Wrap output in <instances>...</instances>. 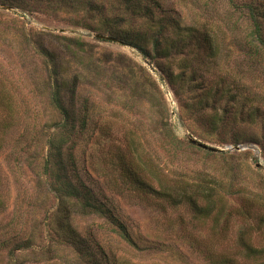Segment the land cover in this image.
<instances>
[{"label":"rangeland","instance_id":"1","mask_svg":"<svg viewBox=\"0 0 264 264\" xmlns=\"http://www.w3.org/2000/svg\"><path fill=\"white\" fill-rule=\"evenodd\" d=\"M251 1L256 2L235 3ZM143 2L157 18L170 16L183 27L197 22L222 30L221 49L208 73L201 65L207 60L203 48L190 50V64L209 81L203 87L219 82L236 97V104H223L221 110L238 114L257 108L259 117L250 121L238 115L236 121L212 127L207 114L213 101L203 106L207 114H202L196 102L200 93L169 82L168 73L181 71L180 57L159 58L150 43L145 47L148 54L123 43L101 27L96 11L79 0H0V264H211L208 253L243 256L240 238L264 249L257 228L264 208L251 210L250 219L235 213L244 209L245 194L225 195L219 221L213 216L200 220L189 205L172 207L121 176L118 161L130 160L127 143L136 139L145 164L144 180L151 167L167 181L193 183L199 172L212 178L234 163L245 168L238 182L247 189L258 190L256 174L264 178V55L258 58L244 44L243 24L233 32L225 28V15L231 12L228 0H212L207 8L197 0ZM263 2L257 0L259 8ZM105 5L111 10L116 3ZM146 25L144 19L128 15L117 22L118 30L135 35L148 33ZM40 44L55 53L65 71L63 79L79 76L74 102L76 113L85 112V129L72 136L74 143L64 150L73 180L117 217L132 244L96 216L71 215L68 223L86 243L83 258L67 229L57 222L61 205L50 181L40 178L41 168L33 171L35 164L29 167L25 161L38 159L42 166L48 140L61 121L44 89L49 61L39 56ZM167 127L185 145V155H167L162 141ZM191 140L236 157L207 158L203 151H210ZM153 187L159 190L156 182ZM226 215L228 223L223 221Z\"/></svg>","mask_w":264,"mask_h":264},{"label":"trees","instance_id":"2","mask_svg":"<svg viewBox=\"0 0 264 264\" xmlns=\"http://www.w3.org/2000/svg\"><path fill=\"white\" fill-rule=\"evenodd\" d=\"M79 1L86 4L89 7V11H96L100 15L101 27L108 29L109 33L118 37L123 43L131 44L145 54H148L145 49L146 44L150 43L151 50L159 58L177 60L180 57L181 71L177 75H174L173 72L168 73L169 82L174 85L175 81H178L180 88L186 87L195 94L197 93V95L200 93L196 102L197 107H201L198 111H201L202 114H207L203 106H206L210 100L213 101L211 113L207 114L209 117L208 122L212 127H216L225 120L233 119L236 121V116L238 115L250 121H255L259 117L260 114L257 108L248 113L238 114L221 110L223 104L225 107L228 106V103L236 104V97L228 94L219 82L208 83L206 87H203V84L208 80L203 76H198V70L194 69V65L190 64V50L203 48L206 51L207 60L201 65L205 66V74L211 69L209 66L214 64L222 42V39L218 37L219 31L222 30L217 26H215L217 29H213L206 24L198 25L197 22H192L191 26L183 27L176 18H170V16L157 18L152 8L149 7L150 5L148 3L145 4L143 0H101L102 3L95 0ZM105 1L115 2L116 5L111 10H108ZM197 1H202L203 6L207 8L212 0ZM255 1L254 3L251 1L248 4L238 5L235 0H228L231 12L225 15V28L233 32L239 23L243 24V42L260 58L264 55V9H261L264 8V2L259 8L257 0ZM107 13L111 14L108 15ZM234 14L238 15L236 19H232ZM126 15L144 19L148 25H146L148 33L135 35L118 30L117 22L122 21V19L125 20ZM113 22L115 24H112ZM76 45L79 46L78 44ZM39 47V56L49 61V68H45L48 80L44 85V89L48 93L49 103L61 117V121L55 124L56 130L51 134L50 140H48L49 144L46 155L43 157L42 166L38 163V159L31 158L29 161V158H26L27 160L25 161L29 167L35 164L34 167L32 166L33 171L36 168H41L40 178L46 179L47 177L50 181V187L52 191L57 193L61 205L56 212L57 222L59 225H63L64 230L67 229L68 236L72 241L71 244L78 249L79 254H82L83 258L86 257L84 251L86 243L68 223L71 215L96 216L102 219L113 233L126 243L132 244V239L126 227L117 217L106 209L104 205L94 200L91 192L83 184H77V181L80 182L78 179L73 180L74 176L70 167L71 161L69 158H67L68 160L65 159L64 150L70 149L74 143L73 138L77 134H79L77 136H80L85 129V112L82 111L81 115L76 113L79 110L76 109L74 102V96L79 85V76L75 75L67 82L63 79L65 71L60 69L55 53L41 44ZM187 69H189L188 72L186 71ZM202 73L204 72L202 71ZM163 131L162 141L167 155L172 157L185 155V145L176 138L168 127L164 128ZM72 136L74 137L72 138ZM127 147L131 156L130 160L126 161L120 158L118 161L123 179L138 190L158 196L172 207L184 204L189 205L200 220L213 216L214 222L219 221L216 220L217 217L224 216L223 209L221 210L219 207L222 206L225 195L237 196L245 194L246 198L243 197L245 200L244 209L235 212L239 217L253 218L254 216L252 217L251 215L252 211H256L255 208L257 210L264 208L263 174H256L258 180L254 187L258 188V190L255 192L247 189L248 186L239 184V174L245 168H239L238 164L235 163L230 167L227 165V168L223 169L224 171L220 169L219 173L212 178L206 173L199 172L195 176L196 181H193V183L192 181H182V179L179 182L178 180L167 181L160 177L159 173L151 167L145 173L149 178L144 180V174L142 175L141 172L144 173L145 169L142 165L144 162L139 151V143L136 139H131L127 143ZM203 154L207 158L236 157L233 154L224 152L211 153L203 151ZM259 171L257 170L256 172L259 173ZM154 182L159 186V190L153 187ZM223 221L228 223L230 219L226 215ZM257 225V228L261 230L264 241L263 216L257 218ZM238 247L243 256L208 253L207 257L211 264H261V261H264V249H255L249 243L244 242L242 238L238 240Z\"/></svg>","mask_w":264,"mask_h":264},{"label":"water","instance_id":"3","mask_svg":"<svg viewBox=\"0 0 264 264\" xmlns=\"http://www.w3.org/2000/svg\"><path fill=\"white\" fill-rule=\"evenodd\" d=\"M191 143L197 145L199 148H201V149H203V150H207V151L215 152V153H216V152H219V150H217V149L209 148V147H207V146H205V145H203V144L196 143V142H194V141H192V140H191ZM251 148H252V147H251ZM235 150H240V147H236ZM221 152H222V151H221Z\"/></svg>","mask_w":264,"mask_h":264}]
</instances>
